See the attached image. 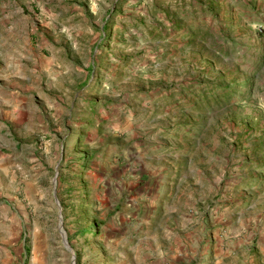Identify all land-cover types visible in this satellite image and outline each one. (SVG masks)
I'll use <instances>...</instances> for the list:
<instances>
[{"label":"rangeland","instance_id":"obj_1","mask_svg":"<svg viewBox=\"0 0 264 264\" xmlns=\"http://www.w3.org/2000/svg\"><path fill=\"white\" fill-rule=\"evenodd\" d=\"M1 96L0 264H264V0H0Z\"/></svg>","mask_w":264,"mask_h":264},{"label":"crops","instance_id":"obj_2","mask_svg":"<svg viewBox=\"0 0 264 264\" xmlns=\"http://www.w3.org/2000/svg\"><path fill=\"white\" fill-rule=\"evenodd\" d=\"M30 97L25 96L22 98L19 97H0V195L3 188L1 184H3L4 177L8 174V170L11 165V154H19L21 152L22 146L27 145L28 147L34 144V140H37L38 134L43 133L44 126V116L42 113H38L35 115L28 114L29 105L28 100ZM38 98H36L37 100ZM41 103L42 102H38ZM41 112L43 110V106L40 108ZM9 151V152H7ZM13 156V155H12ZM164 168L160 169L157 174V177L160 179L158 181L155 191L152 194H147L150 199L154 200L152 206L156 209L158 203H160V207H164L167 212H173L176 214L174 217L172 216L173 226L170 230H173L175 226H177V219L181 216L179 213V206H168L166 202L162 203V198L170 193L171 182L170 176L167 175L166 171H163ZM180 177L184 180L185 175L180 174ZM12 178V175L9 177ZM177 190V189H176ZM175 192V191H174ZM188 197H184V202ZM163 205V206H161ZM159 213V212H158ZM157 213V215H158ZM179 213V214H178ZM11 213L9 212L8 207L1 205L0 206V224L3 222L11 220ZM167 229H164V236L166 235ZM5 240H2L1 243H4ZM6 243H8L6 241Z\"/></svg>","mask_w":264,"mask_h":264},{"label":"water","instance_id":"obj_3","mask_svg":"<svg viewBox=\"0 0 264 264\" xmlns=\"http://www.w3.org/2000/svg\"><path fill=\"white\" fill-rule=\"evenodd\" d=\"M63 243H64V245L67 247V245H66V243H65L64 239H63Z\"/></svg>","mask_w":264,"mask_h":264}]
</instances>
